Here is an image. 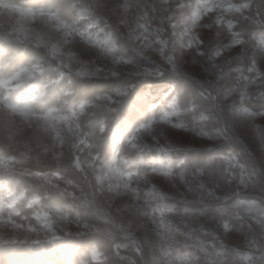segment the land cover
Returning a JSON list of instances; mask_svg holds the SVG:
<instances>
[{"label":"clouds","instance_id":"1","mask_svg":"<svg viewBox=\"0 0 264 264\" xmlns=\"http://www.w3.org/2000/svg\"><path fill=\"white\" fill-rule=\"evenodd\" d=\"M0 264H264V0H0Z\"/></svg>","mask_w":264,"mask_h":264}]
</instances>
